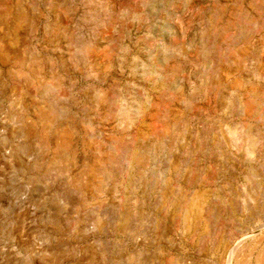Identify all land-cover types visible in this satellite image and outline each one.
I'll use <instances>...</instances> for the list:
<instances>
[{
	"label": "rangeland",
	"instance_id": "374dc122",
	"mask_svg": "<svg viewBox=\"0 0 264 264\" xmlns=\"http://www.w3.org/2000/svg\"><path fill=\"white\" fill-rule=\"evenodd\" d=\"M0 30V264H264V0H0Z\"/></svg>",
	"mask_w": 264,
	"mask_h": 264
},
{
	"label": "bare ground",
	"instance_id": "6f19581e",
	"mask_svg": "<svg viewBox=\"0 0 264 264\" xmlns=\"http://www.w3.org/2000/svg\"><path fill=\"white\" fill-rule=\"evenodd\" d=\"M64 21V20H63ZM100 22V21H98ZM66 23V22H65ZM172 28V27H171ZM175 29L171 30L172 34H175ZM99 35V34H98ZM97 35V36H98ZM8 36L5 32H3L2 30H0V58L2 61L5 62H13L16 63L17 65H24V58L23 57H19L17 54V50H12L10 49L8 46L10 45H4L2 44V42L4 41V39H6ZM100 36V35H99ZM91 44V43H90ZM88 45V44H87ZM12 46V45H11ZM15 48V47H14ZM113 49V48H112ZM111 51V49H110ZM107 53V52H106ZM88 54L93 55L94 56V51L93 50H89ZM72 55V53H71ZM4 62V63H5ZM16 66V65H15ZM28 68L26 70H19V71H12L8 76L7 79L9 80V82L11 81L12 84L15 85V88H22V86L26 87V93L28 95H30L31 97L35 96L36 90H35V85L36 83L41 82L42 80V73L40 70L39 65L36 64H32V65H28ZM6 79V80H7ZM3 83V82H1ZM5 83V82H4ZM43 84V83H42ZM3 85V84H1ZM59 86V84H58ZM57 86V87H58ZM13 90V89H12ZM24 90V91H25ZM19 91V89H18ZM23 91V90H22ZM12 92V91H11ZM14 92V90H13ZM12 92V93H13ZM21 92V91H20ZM48 92V91H47ZM94 92V91H93ZM16 94L18 95V93L16 92ZM23 94V92H22ZM94 96V95H93ZM95 97H96V101L94 103V105L96 107L99 106H106L109 107L112 112H109L106 114V116L110 117L116 116V114L118 113L119 110H123L125 108H123L121 105V103L118 100V95H110L108 92H96L95 91ZM61 105V104H60ZM115 105V107L113 108V106ZM58 106V105H57ZM59 107V106H58ZM52 109V108H51ZM50 109H45V108H41L40 109V113H39V119L41 120V128H37L36 132L38 133V136L40 139L43 140H47V138L49 137V125H50V117H52V111L50 112ZM57 112V111H56ZM61 112V111H60ZM116 112V113H115ZM35 115V116H36ZM112 116V117H113ZM34 117V114H33ZM32 118V117H31ZM37 118V117H36ZM33 121V120H32ZM70 123V122H69ZM73 125V124H72ZM74 126V125H73ZM74 128V127H73ZM68 129V128H67ZM52 130V129H51ZM66 130V129H65ZM66 133H59L57 135H55V139L56 141H54L55 143V148H54V155L55 157H61L63 155V150H64V146H65V139L67 138ZM110 144V143H109ZM125 146V145H124ZM110 150L108 153H105L104 151H99L98 154L99 156V160H103L104 164H108V162H112L117 161V159L119 158V163L121 162L122 166L125 165V169H129V164L131 162V160L133 161V153L131 151L130 148L126 147V148H122L121 144H111L110 145ZM136 148V147H135ZM136 150V149H135ZM122 151V152H121ZM121 152V153H120ZM134 152V151H133ZM138 155V154H137ZM136 157V156H135ZM136 159H138L136 157ZM135 160V159H134ZM140 160V159H139ZM137 162V161H136ZM133 164V163H132ZM135 164V163H134ZM140 164V162H139ZM116 165V164H115ZM142 165V164H141ZM110 166V165H109ZM138 166V165H137ZM136 166V167H137ZM101 168V167H100ZM106 168V167H105ZM111 168V166H110ZM114 168V167H113ZM117 168V166H116ZM120 168V166H119ZM122 168V167H121ZM131 168V167H130ZM141 169V168H139ZM129 171V170H128ZM127 171V172H128ZM126 172V171H125ZM128 174L131 175L130 172H128ZM126 174V175H128ZM138 179V178H137ZM93 180V178L89 177L87 174L85 176H82L81 179L79 181H77V183H74L76 187H79L80 184H88ZM140 181V180H139ZM92 184V183H91ZM137 184V183H136ZM138 186V185H137Z\"/></svg>",
	"mask_w": 264,
	"mask_h": 264
}]
</instances>
